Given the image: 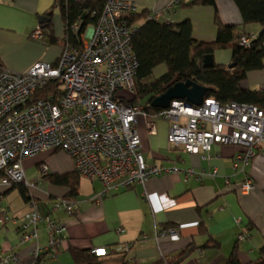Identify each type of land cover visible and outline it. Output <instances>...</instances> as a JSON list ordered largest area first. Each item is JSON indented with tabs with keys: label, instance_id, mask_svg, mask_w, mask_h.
I'll return each instance as SVG.
<instances>
[{
	"label": "crops",
	"instance_id": "1",
	"mask_svg": "<svg viewBox=\"0 0 264 264\" xmlns=\"http://www.w3.org/2000/svg\"><path fill=\"white\" fill-rule=\"evenodd\" d=\"M126 1L135 4L136 12L159 13L160 22L176 24L189 20L192 37L201 42L215 40V16L222 24L236 25L240 35L256 37L262 28L258 23L244 24L233 0H214V5H190L193 0H179L170 10L165 8L169 0ZM52 4V0H0V59L4 69L25 72L37 61L56 62L62 44L46 45L32 37L39 25L38 17ZM51 21L54 35L62 40L63 22L57 9ZM231 56L230 48H215L212 53L213 62L225 67ZM166 71L164 64L157 73L152 71L148 79L153 80ZM240 85L254 90L264 88V68L248 71ZM144 100H140L143 106ZM152 116L139 113L135 122L144 161L193 168L204 174L199 178H185L182 173L153 176L144 186L121 189L97 200L95 195L102 188L100 182L78 175L77 195L72 200L75 212H50L52 218L65 226V231L55 253L43 252L40 264H75L71 248L103 247L106 252H120L125 244L131 245L126 259L134 264L170 258L191 245L195 250L182 264H227L235 247L239 264H254L259 260V249L264 245V153L258 154L244 170L234 171L232 162L239 150L237 146L214 144L210 157L201 158L169 144V122ZM151 117L152 133L146 125ZM42 164L47 165V174L74 171L66 153L45 150L22 161L29 200H24L16 187L0 185V211L6 210L14 218L0 223V254L18 256L17 262L9 264H33L37 250L47 244L48 235L42 224L35 240H19L21 223L31 203L46 213L53 199L69 191L48 182L43 175L35 176L34 167ZM246 177L251 178L253 188L240 192L238 186ZM171 228L176 231L175 236L160 235ZM239 235L243 238L239 239Z\"/></svg>",
	"mask_w": 264,
	"mask_h": 264
},
{
	"label": "built area",
	"instance_id": "2",
	"mask_svg": "<svg viewBox=\"0 0 264 264\" xmlns=\"http://www.w3.org/2000/svg\"><path fill=\"white\" fill-rule=\"evenodd\" d=\"M178 2L169 0L165 8L170 10ZM135 12L132 2L105 0L97 23L89 33L82 34L80 46L65 44L54 63L37 61L25 72H0V185L25 183L22 161L45 150L66 153L79 176L99 181L102 188L96 200L121 189L144 186L153 176L182 173L185 178H199L204 174L193 168L147 163L140 152L135 122L139 113L147 114L140 101H134L138 60L131 43L133 27L127 17ZM158 14L149 13L147 18L157 19ZM72 29L75 31L78 25ZM32 37L41 39L40 25ZM253 38L241 35L239 43L249 47ZM54 79H60V95L32 100ZM152 117L169 122V144L201 158L210 157L214 144L237 146L234 171L244 170L264 153V109L254 104L221 103L212 97H205L200 105L172 100ZM152 117L146 120L151 133ZM40 170L41 175L47 174V165H40ZM225 183L229 185V179ZM252 188L250 177L238 186L240 192ZM57 210L74 214V203L55 198L43 213L32 202L24 215L20 242L35 240L40 224L47 231V244L37 250L35 259L43 252L54 254L62 242L65 226L50 215ZM13 220L6 210L0 211V223ZM160 235L173 237L176 231L171 228ZM130 247L125 244L121 251L128 252ZM92 251L98 256L107 253L103 247ZM17 260L15 253L0 254V264Z\"/></svg>",
	"mask_w": 264,
	"mask_h": 264
},
{
	"label": "trees",
	"instance_id": "3",
	"mask_svg": "<svg viewBox=\"0 0 264 264\" xmlns=\"http://www.w3.org/2000/svg\"><path fill=\"white\" fill-rule=\"evenodd\" d=\"M240 10L243 23H258L261 31L254 37L249 47L239 43L237 26L222 24L215 16L216 37L213 42H201L192 37L191 23L185 19L172 24L160 22L155 18H147L148 12L131 13L128 24L133 27L131 43L138 60L136 70L137 92L134 101L146 99L144 111L152 115L161 108L152 107L150 101L176 81L190 79L208 88L206 97L225 103L230 101L254 104L264 109V88L260 90L243 88L240 83L246 73L264 68V0H233ZM105 0H53V4L44 15L49 19L41 24V41L46 45L69 43L81 45V36L88 26L97 23ZM192 4L214 5V0H193ZM57 9L63 22V39L54 35L51 16ZM77 24L75 31L72 27ZM215 48H230L231 62L225 67L213 62L209 67L202 66L205 55H211ZM160 64L167 66V71L159 77L148 79L153 69ZM231 65V66H230ZM0 59V72L3 70ZM60 79L48 82L38 90L32 100L46 98L49 95H60ZM31 101V100H30ZM131 102V101H126ZM44 178L54 184L67 187L69 191L62 198L73 200L77 195L78 174H45ZM16 187L24 200H29L27 187L23 182L11 185ZM195 250L188 246L170 258L161 257L148 264H182L187 256ZM75 264H130L126 252H107L104 256L96 255L89 249H70ZM43 253L39 254L33 264H40ZM227 264H239L236 247L227 258ZM254 264H264V245L259 249V260Z\"/></svg>",
	"mask_w": 264,
	"mask_h": 264
},
{
	"label": "water",
	"instance_id": "4",
	"mask_svg": "<svg viewBox=\"0 0 264 264\" xmlns=\"http://www.w3.org/2000/svg\"><path fill=\"white\" fill-rule=\"evenodd\" d=\"M49 18L45 15L38 17V23L41 24ZM213 64L211 55H205L202 59V66L209 67ZM231 66V65H230ZM208 88L187 79L185 81H176L168 86L164 92L155 96L150 105L156 108H167L172 100H183L190 105H200L206 97Z\"/></svg>",
	"mask_w": 264,
	"mask_h": 264
},
{
	"label": "rangeland",
	"instance_id": "5",
	"mask_svg": "<svg viewBox=\"0 0 264 264\" xmlns=\"http://www.w3.org/2000/svg\"><path fill=\"white\" fill-rule=\"evenodd\" d=\"M52 2H53V0H52ZM58 13H59V12H58ZM90 31H91V26H88L87 29H86V31H85V33L87 34V33H89ZM163 65H164V64H163ZM163 65H159V66H157V67L153 70L154 73H157V72L159 71V69H160L161 67H163ZM142 102H145V100L142 99ZM34 175H35V176H38V178L40 177V175H41L40 166H39V168L34 167Z\"/></svg>",
	"mask_w": 264,
	"mask_h": 264
}]
</instances>
